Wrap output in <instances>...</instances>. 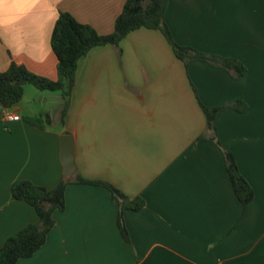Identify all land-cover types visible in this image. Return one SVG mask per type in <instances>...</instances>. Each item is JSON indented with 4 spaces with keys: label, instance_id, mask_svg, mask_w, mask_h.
I'll return each mask as SVG.
<instances>
[{
    "label": "crops",
    "instance_id": "0c3cea01",
    "mask_svg": "<svg viewBox=\"0 0 264 264\" xmlns=\"http://www.w3.org/2000/svg\"><path fill=\"white\" fill-rule=\"evenodd\" d=\"M125 1L0 0V72L13 61L56 79L50 36L59 13L109 34ZM164 21L176 43L234 58L244 75L185 63L159 30L141 27L80 58L68 98L40 91L37 111L24 92L9 109L0 103V247L38 219L11 185L55 187L63 135L73 137L76 164L45 243L15 264H264V0H168ZM202 106L224 107L214 132ZM40 113L51 119L44 128L25 119ZM223 148L253 189L244 206ZM78 177L144 200L122 213L128 239L111 191Z\"/></svg>",
    "mask_w": 264,
    "mask_h": 264
},
{
    "label": "trees",
    "instance_id": "16d2710c",
    "mask_svg": "<svg viewBox=\"0 0 264 264\" xmlns=\"http://www.w3.org/2000/svg\"><path fill=\"white\" fill-rule=\"evenodd\" d=\"M168 0H126L122 11L116 17L114 29L109 34H99L90 25L78 22L68 12L61 11L55 21L50 36L51 48L57 57V78L50 79L30 72L23 65L11 62L9 67L0 72V103L9 109L23 97L24 85L17 81L25 80L40 91H59L68 98L75 84V74L80 58L92 48L104 45L118 47L119 43L133 30L141 27L159 30L171 45L177 58L188 63L200 59L221 65L235 77L245 73V66L230 57H216L201 53L187 46L176 43L164 21V12ZM224 107L202 106L207 119V129L215 131L214 121ZM31 125L44 128L51 122L47 113L27 116ZM213 140H216L213 138ZM218 142V141H217ZM223 156L234 192L241 204H248L254 196L253 189L237 168L233 154L223 148ZM82 183L96 184L108 188L119 206L117 223L122 236L128 239V233L122 213L125 209L139 210L145 202L142 198L130 199L113 185L100 181L76 178ZM69 183L63 178L52 189L35 185L26 180H17L11 185L12 195L30 204L36 214L37 221L26 225L12 234L0 247V264H15L21 258L32 256L44 243L48 232L55 221L53 212L65 208V187Z\"/></svg>",
    "mask_w": 264,
    "mask_h": 264
},
{
    "label": "water",
    "instance_id": "95a60500",
    "mask_svg": "<svg viewBox=\"0 0 264 264\" xmlns=\"http://www.w3.org/2000/svg\"><path fill=\"white\" fill-rule=\"evenodd\" d=\"M17 84H26L25 80L17 81ZM62 141V163H63V176L66 181H70L71 177L76 171L74 143L71 135H63Z\"/></svg>",
    "mask_w": 264,
    "mask_h": 264
},
{
    "label": "rangeland",
    "instance_id": "374dc122",
    "mask_svg": "<svg viewBox=\"0 0 264 264\" xmlns=\"http://www.w3.org/2000/svg\"><path fill=\"white\" fill-rule=\"evenodd\" d=\"M43 92L44 93H58V91H53V92L43 91ZM37 93H40V90L35 88L32 84L30 83L24 84V98L22 100V103L28 106L32 111L33 110L37 111L38 103L34 101Z\"/></svg>",
    "mask_w": 264,
    "mask_h": 264
},
{
    "label": "built area",
    "instance_id": "2783aa9c",
    "mask_svg": "<svg viewBox=\"0 0 264 264\" xmlns=\"http://www.w3.org/2000/svg\"><path fill=\"white\" fill-rule=\"evenodd\" d=\"M4 116L10 120H18L20 118L19 115L10 112H4Z\"/></svg>",
    "mask_w": 264,
    "mask_h": 264
}]
</instances>
